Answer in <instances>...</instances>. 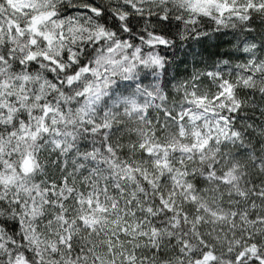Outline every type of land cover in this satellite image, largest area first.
Here are the masks:
<instances>
[{"label":"snow or ice","instance_id":"1","mask_svg":"<svg viewBox=\"0 0 264 264\" xmlns=\"http://www.w3.org/2000/svg\"><path fill=\"white\" fill-rule=\"evenodd\" d=\"M254 20L264 0H0V264H264ZM229 30L215 70L172 74Z\"/></svg>","mask_w":264,"mask_h":264},{"label":"trees","instance_id":"2","mask_svg":"<svg viewBox=\"0 0 264 264\" xmlns=\"http://www.w3.org/2000/svg\"><path fill=\"white\" fill-rule=\"evenodd\" d=\"M77 3H83L86 2V0H76ZM253 27L256 29V33H253L254 35H259L261 33H264V25L260 24L258 20L253 21ZM237 35H240V33H237ZM232 33L229 30V34L219 41L212 40V41H206L202 45H197L196 50L201 51L203 53L202 57H197L196 61H193L191 58L188 59V62L186 64H182L179 66V68H174L170 70L172 74L177 76V79L184 80L188 78V76L193 71H200V70H215L213 68V65L221 59L220 56L215 55L216 53H224L231 49L232 44L227 43L226 41L232 40ZM236 43V41L233 40V44ZM215 45V46H211ZM220 70L227 76V73L230 71V68L228 66L221 65ZM205 84L208 83V81L205 79ZM242 96H245L246 94L244 92L241 93ZM247 98H251L250 94L247 95ZM256 103L264 105V101H261L259 96H256ZM249 113L253 115V119L259 123L261 120H264V116H261L259 109L252 110L249 109Z\"/></svg>","mask_w":264,"mask_h":264}]
</instances>
